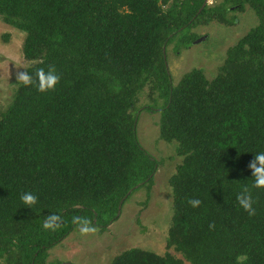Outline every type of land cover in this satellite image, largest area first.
Wrapping results in <instances>:
<instances>
[{
	"label": "trees",
	"instance_id": "obj_1",
	"mask_svg": "<svg viewBox=\"0 0 264 264\" xmlns=\"http://www.w3.org/2000/svg\"><path fill=\"white\" fill-rule=\"evenodd\" d=\"M203 1L0 0L1 18L24 31L34 81L15 84L0 110V264H42L79 223L73 216L105 226L121 199L152 180L157 160L136 133L145 87L163 99L159 136L181 157L168 177L165 249L127 247L109 264H264V189L252 187L249 167L264 152V0ZM246 2L258 21L215 75L192 67L174 81L167 45L177 35L189 43L198 23L234 21L227 10ZM49 67L60 82L40 93L34 74ZM244 187L253 216L237 202ZM25 192L38 198L30 208ZM51 215L62 217L56 231L43 228Z\"/></svg>",
	"mask_w": 264,
	"mask_h": 264
},
{
	"label": "rangeland",
	"instance_id": "obj_2",
	"mask_svg": "<svg viewBox=\"0 0 264 264\" xmlns=\"http://www.w3.org/2000/svg\"><path fill=\"white\" fill-rule=\"evenodd\" d=\"M218 1L207 0V3ZM227 16L234 17V21L226 23L211 19L198 23L191 28L198 35L189 43L178 44L177 35L167 45L166 61L174 81L192 67H201L207 76H214L227 47L258 21L254 9L247 2L241 9L231 7L227 10ZM202 35L205 37L195 41ZM23 38L24 31L5 22L0 16V110L10 100L17 82L14 62L18 60L27 66L30 64L23 56ZM146 104L153 109L144 108ZM162 104L163 99L150 97L148 87L143 89L136 102L137 107L141 106L136 119L138 140L157 160L152 180L129 192L120 202L117 217L110 219L107 225H94L98 228L95 234L82 236L79 228L84 225L76 224L47 249L42 264H109L115 254L131 246L164 252L166 227L172 213V190L168 177L181 157L175 152L174 140L166 141L159 136L158 109Z\"/></svg>",
	"mask_w": 264,
	"mask_h": 264
},
{
	"label": "clouds",
	"instance_id": "obj_3",
	"mask_svg": "<svg viewBox=\"0 0 264 264\" xmlns=\"http://www.w3.org/2000/svg\"><path fill=\"white\" fill-rule=\"evenodd\" d=\"M17 71L15 73V79L17 85L30 86L33 85V75H30L27 70L19 71L20 68L28 69V66L20 61H15ZM36 89L40 93H47L54 91L56 86L60 82V75L57 73L54 67H49L46 71L44 68H39L35 72ZM252 177L253 185L252 187L257 189H264V152L255 154L253 162L249 165ZM37 197L31 192H25L20 196L21 202L27 207H31L37 203ZM237 202L240 208L248 213L249 216L255 215V208L253 207V198L251 195V190L248 187H244L240 194L237 196ZM188 203L193 207H199L201 201L199 199H190ZM120 207V206H119ZM62 220L60 215H51L47 218V222L43 223V228L50 231H56L61 227L59 224H54L55 221ZM72 222H79L84 225L79 228V232L82 236H87L89 234H95L98 231L96 226H92V221L87 218H79L77 216L72 217ZM210 229L215 228V224L209 225Z\"/></svg>",
	"mask_w": 264,
	"mask_h": 264
},
{
	"label": "water",
	"instance_id": "obj_4",
	"mask_svg": "<svg viewBox=\"0 0 264 264\" xmlns=\"http://www.w3.org/2000/svg\"><path fill=\"white\" fill-rule=\"evenodd\" d=\"M207 2V0H204L203 3H202V6ZM205 35H202V36H199L198 38L195 39V41H199L201 40L202 38H204ZM122 201V199L120 200V202ZM120 206V204L118 205V207Z\"/></svg>",
	"mask_w": 264,
	"mask_h": 264
}]
</instances>
